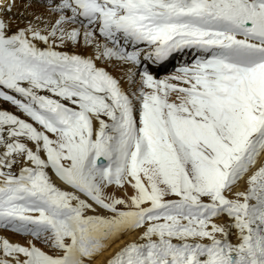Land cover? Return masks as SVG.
Returning <instances> with one entry per match:
<instances>
[{"label":"snow or ice","instance_id":"1","mask_svg":"<svg viewBox=\"0 0 264 264\" xmlns=\"http://www.w3.org/2000/svg\"><path fill=\"white\" fill-rule=\"evenodd\" d=\"M15 7L0 100L27 119L0 109V229L28 239L0 236V264H89L132 232L103 264H264V0Z\"/></svg>","mask_w":264,"mask_h":264},{"label":"bare ground","instance_id":"2","mask_svg":"<svg viewBox=\"0 0 264 264\" xmlns=\"http://www.w3.org/2000/svg\"><path fill=\"white\" fill-rule=\"evenodd\" d=\"M22 10V7L20 8L19 11ZM18 12V11H17ZM16 20L17 22H19L20 20V17H16ZM78 51L80 52H85L87 53L88 51H90V49H88L86 46H81L80 49H78ZM102 66V65H101ZM107 67V69L109 68V65H105ZM111 73L114 75V76H117L118 78L122 75V71H121V66H118V67H114L112 66L111 67ZM109 71V70H108ZM154 75H156L157 78H161L163 77L162 75H158L156 73H154ZM121 83L124 87H127V84L124 80H121ZM0 106L2 108H4L5 110H9V111H12L13 113L17 114V115H20L22 118H25L27 119L26 117H23V114L18 112V110L15 108V106L11 105L10 103L8 102H5L3 100H0ZM31 146V145H30ZM50 171V170H49ZM50 175H52V179L53 181L58 185L60 186L61 188H64L65 185L59 181L50 171ZM244 186V181L242 180L239 184V188H243ZM114 189L113 188H109L108 191H113ZM131 189L129 188L128 189V192L131 193ZM117 195H123V191L122 190H117L116 192ZM101 212V214H107V213H104L103 210H98ZM222 219H226V218H222ZM9 231V230H8ZM137 235V233L133 232L127 236H122L116 240H114L104 251H102L99 256L93 260V261H90L89 264H103L104 261H106V259L112 254L114 253L116 250H118L119 247H121L122 245H124L126 242H128L129 240H132L135 238V236ZM0 236H5L7 238H9L10 240L12 241H19L20 243H25L28 239L27 236H24L23 234H18V233H15V232H9V233H5L3 231H0ZM24 236V237H23ZM233 241L235 242V237H233ZM40 241H37L36 242V245L38 247H41L42 249H44L45 251H50L47 247H44L39 243ZM47 248V249H46Z\"/></svg>","mask_w":264,"mask_h":264},{"label":"rangeland","instance_id":"3","mask_svg":"<svg viewBox=\"0 0 264 264\" xmlns=\"http://www.w3.org/2000/svg\"><path fill=\"white\" fill-rule=\"evenodd\" d=\"M0 231H3V232H5V233L12 232L11 230L8 231V230H5V229H0ZM132 233H133V232H132ZM129 234H131V233L121 235L120 237H122V236H127V235H129ZM24 236H25V235H24ZM24 236H23V237H24ZM120 237H119V238H120ZM34 242L36 243L37 241H34ZM39 243L43 246V248H44V247H47V246L44 245L43 243H41V242H39ZM46 249H47V248H46Z\"/></svg>","mask_w":264,"mask_h":264}]
</instances>
